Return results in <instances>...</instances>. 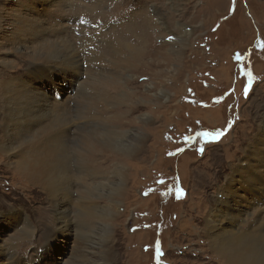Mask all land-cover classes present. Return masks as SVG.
Segmentation results:
<instances>
[{"label":"rangeland","instance_id":"374dc122","mask_svg":"<svg viewBox=\"0 0 264 264\" xmlns=\"http://www.w3.org/2000/svg\"><path fill=\"white\" fill-rule=\"evenodd\" d=\"M14 12L43 27L64 25L80 39L85 32L87 39L76 42L80 52L79 42L86 47L78 71L124 82L109 89L117 99L99 107L109 122L133 119L124 128L127 142L143 137L145 152L139 168L129 166L120 196L98 200L104 209L110 205V216L83 229L85 240L52 234L56 212L46 193L21 180L17 157L6 158L0 146V263L216 264L204 251V236L190 235L182 221L207 217L214 196L263 126L264 0H0V79L32 82L57 100L72 94L69 116L76 119L91 102L85 97L98 87H86L85 77L73 86L58 71L46 73L51 80L34 78L24 45L36 39L8 42ZM139 30L142 44L131 38ZM125 44L139 51L133 64L116 57ZM5 111L0 109V117ZM217 131L222 134L216 139L201 135ZM112 175L113 184L118 178ZM262 202L254 210H263ZM242 204L241 214L252 211Z\"/></svg>","mask_w":264,"mask_h":264},{"label":"bare ground","instance_id":"6f19581e","mask_svg":"<svg viewBox=\"0 0 264 264\" xmlns=\"http://www.w3.org/2000/svg\"><path fill=\"white\" fill-rule=\"evenodd\" d=\"M21 6L24 8V4ZM12 19L9 43L14 44L21 37L23 42L30 36L36 39L32 45H24L28 49V67L34 78L44 76L48 79L47 72L55 74L58 71L72 85L85 77L86 87H98H95L94 96L85 97L86 102L91 101L88 107L77 111L76 119H72L69 116L72 94L60 98L57 91V100L55 94L49 95L43 87L34 86L32 82L17 81L8 76L0 79V109H6L0 117L3 155L10 160L17 157L14 169L21 180L39 186L46 193L48 205L56 212L52 234H74L85 239L86 236L81 234L83 229H90L98 217L105 222L110 216L107 211L111 209L110 205H105L104 209L98 200L117 199L123 191L129 166L135 163L137 168L140 167L145 152L144 138L138 136L130 145L124 128L130 126L133 119L112 123L100 109L101 103L109 104L117 99L110 90L124 82L117 83L113 76L101 73L96 76L78 71L86 47L79 42L80 52L76 42L82 37L87 39L85 32H81L80 39L61 24L54 28L43 27L41 23L34 24L33 17L27 18L17 12ZM131 36L134 42L143 43L142 30ZM138 52L134 45L125 44L124 53L118 52L116 57L126 58L133 64L139 58ZM47 119H50L49 123L44 124ZM208 119L217 125L211 117ZM262 124L214 196L207 217H189L182 221L191 227L190 235L204 236V251L216 264H264V209L254 210V205L264 200V120ZM17 140L19 142L15 144ZM112 173L118 178L113 184ZM74 191H77L78 199L74 203L75 217L71 219L69 208ZM242 203H247V208L252 210H244L246 217H241L239 207ZM74 223H77V229ZM27 226L29 223L26 222L22 230L27 232Z\"/></svg>","mask_w":264,"mask_h":264},{"label":"snow or ice","instance_id":"6c2138e0","mask_svg":"<svg viewBox=\"0 0 264 264\" xmlns=\"http://www.w3.org/2000/svg\"><path fill=\"white\" fill-rule=\"evenodd\" d=\"M169 39H171V37H169ZM249 77H251V73H248ZM247 91V90H246ZM222 133L217 131V132H203L201 133L202 136L204 137H212L213 139L218 138Z\"/></svg>","mask_w":264,"mask_h":264},{"label":"crops","instance_id":"0c3cea01","mask_svg":"<svg viewBox=\"0 0 264 264\" xmlns=\"http://www.w3.org/2000/svg\"><path fill=\"white\" fill-rule=\"evenodd\" d=\"M231 1V0H230Z\"/></svg>","mask_w":264,"mask_h":264}]
</instances>
